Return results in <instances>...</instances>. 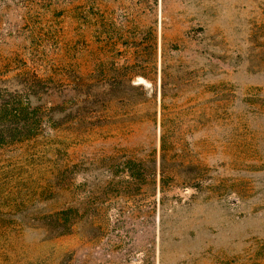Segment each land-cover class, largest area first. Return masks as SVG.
Returning <instances> with one entry per match:
<instances>
[{"label":"rangeland","instance_id":"1","mask_svg":"<svg viewBox=\"0 0 264 264\" xmlns=\"http://www.w3.org/2000/svg\"><path fill=\"white\" fill-rule=\"evenodd\" d=\"M1 64L107 86L100 118L25 170L90 164L59 200L81 222L25 233L2 264H264V0H0ZM130 158L145 175L127 179Z\"/></svg>","mask_w":264,"mask_h":264},{"label":"trees","instance_id":"2","mask_svg":"<svg viewBox=\"0 0 264 264\" xmlns=\"http://www.w3.org/2000/svg\"><path fill=\"white\" fill-rule=\"evenodd\" d=\"M1 69H3L2 64L0 66V264H2L1 256L6 255L7 249L11 250L13 242L22 239L25 233H39L49 241L75 232L85 211L82 212L71 201L60 204L59 200L65 199L66 195L72 193L74 180L77 179L85 186L84 171L89 169L90 164L87 162L68 164L60 171L56 168V163L50 161L49 178L46 182L40 183L26 178L25 170L26 167L31 169L33 166L31 161L36 156L48 152L54 154L58 150L56 147L59 143L56 139L59 133L67 129L66 127L79 129L81 127L75 126H83L85 122L100 116L98 112L89 111L86 107L91 103L90 100L94 99L96 102L99 96L103 100L107 87L105 82H89L88 79L77 78L74 82L76 86L74 90L70 87L71 84L63 85L60 80L50 75L40 76L36 72L30 73L24 69L19 72L17 68V73L9 76L10 70ZM64 91L70 93L69 100L63 99ZM75 91L78 94L72 96ZM163 138L164 136L161 140L162 156L159 169L162 177L165 174ZM31 149L34 150L29 153ZM133 153L132 158L136 157ZM132 158L128 160L127 165H124L126 173L130 172L128 180L131 176L138 177L140 173L145 175L146 170L144 165L134 163ZM10 178L12 180L9 184L5 182ZM123 183L129 184V181L125 180ZM37 199L45 200L50 205H46L47 209L37 212L34 203ZM30 208L35 209L31 211ZM86 221V227L90 226L88 218L82 223Z\"/></svg>","mask_w":264,"mask_h":264}]
</instances>
